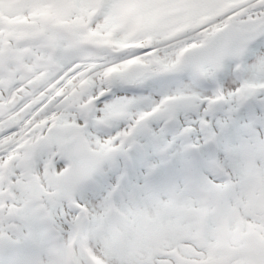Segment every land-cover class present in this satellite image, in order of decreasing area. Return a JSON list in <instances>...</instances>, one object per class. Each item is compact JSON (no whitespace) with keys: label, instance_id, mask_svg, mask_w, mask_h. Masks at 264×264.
<instances>
[{"label":"snow or ice","instance_id":"6c2138e0","mask_svg":"<svg viewBox=\"0 0 264 264\" xmlns=\"http://www.w3.org/2000/svg\"><path fill=\"white\" fill-rule=\"evenodd\" d=\"M0 264H264V0H0Z\"/></svg>","mask_w":264,"mask_h":264}]
</instances>
